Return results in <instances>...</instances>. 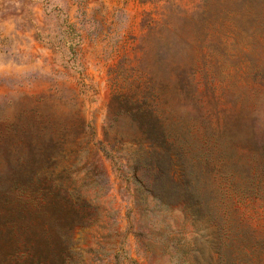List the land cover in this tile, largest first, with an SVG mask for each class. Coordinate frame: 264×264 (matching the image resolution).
Segmentation results:
<instances>
[{"label":"rangeland","instance_id":"374dc122","mask_svg":"<svg viewBox=\"0 0 264 264\" xmlns=\"http://www.w3.org/2000/svg\"><path fill=\"white\" fill-rule=\"evenodd\" d=\"M257 3L0 0V264H264ZM132 105L182 161L155 165ZM52 128L80 131L56 156L82 215L68 238L20 188Z\"/></svg>","mask_w":264,"mask_h":264},{"label":"trees","instance_id":"16d2710c","mask_svg":"<svg viewBox=\"0 0 264 264\" xmlns=\"http://www.w3.org/2000/svg\"><path fill=\"white\" fill-rule=\"evenodd\" d=\"M249 1L258 2V7L261 9L263 8L264 10V0ZM251 13H257V11H253ZM257 17L261 19L262 13H257ZM184 86H182V88ZM159 93L160 97H162L165 91H159ZM146 109L143 108L142 105H132L126 109L125 112L140 117V127L144 128V131H142L143 133H145L146 129L148 131L155 129L160 132L161 141L156 139L157 143L152 142L151 145L154 148L149 151L151 159L154 161L155 165L160 167V165L165 161H168L170 165L174 162L175 165L179 161H182V156L184 154L182 148L184 147L181 139H179V136L170 132L165 126H161V129L159 130L155 126L151 128L147 124V118L148 115H152V113ZM39 121L41 124V126H39V130L43 131L44 120L43 118H39ZM53 128L51 134L47 138L44 137V134H42L43 132H37V135L34 138L36 139L37 147L33 149L31 155L32 161L30 165L27 166V168H29V178L27 180L23 179L24 181L22 180L20 188L23 190L32 189L34 193L43 197V203L41 202L40 208L42 212H46L48 214V222H50L53 233L55 235L58 234L59 236L62 234L68 238L75 223L79 222L78 219H81L82 215L79 214L78 209H76L75 205H73V193L63 184V180L70 174V170H61L57 172L59 160L56 156L64 154L63 156L67 157L72 152L79 151V147L66 151L64 146L71 137L76 140L80 131H71L66 129L60 131L58 137H55ZM160 146H163L164 149L161 150ZM112 149L120 152L119 149ZM145 153H147V151L143 152V154ZM172 155L175 158H178V160L175 161Z\"/></svg>","mask_w":264,"mask_h":264}]
</instances>
